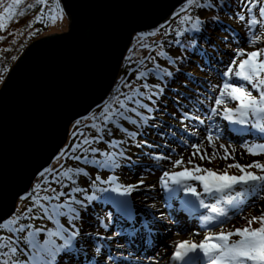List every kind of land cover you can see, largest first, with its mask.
Instances as JSON below:
<instances>
[{
	"label": "rangeland",
	"instance_id": "rangeland-1",
	"mask_svg": "<svg viewBox=\"0 0 264 264\" xmlns=\"http://www.w3.org/2000/svg\"><path fill=\"white\" fill-rule=\"evenodd\" d=\"M221 2L223 0H198L196 4L189 6L186 0L165 22L150 31L135 35L122 63L117 83L122 84L120 81H123L125 75L132 77L138 75L144 69L143 64L140 65V70L136 73H133L135 71L133 67L139 65L141 61L147 60L146 58L149 57L152 46L157 39L164 41L169 38L172 27L175 30L183 29L184 24H181V19L185 22L196 17L201 20L208 15H217ZM229 2L235 3L237 9L233 5L230 8L221 9L223 27L216 28L217 32H212L216 34L211 35L216 42H219L217 48L214 49L215 56L210 58L209 64H206L204 59L201 58H192L190 61L191 66L187 74L194 75L197 73L200 84H192V80L186 78L185 82L188 86L181 85L178 93L171 94V103L177 97L187 103L188 108H185L184 112H180L174 108V104L161 107V111L163 109L168 111L161 112L164 114L162 116L163 126L160 129L161 136L153 131L145 134V136H138V139L145 141V143L138 142L140 147L132 143L130 136L133 133L124 124H127L128 117L130 121H134L136 113L145 110L146 106L143 101L144 98H151L150 93L144 96L142 100L139 96L132 99L135 108L126 109L127 113L123 118V122L117 120L113 125H110L102 120L93 126V129L98 131L96 132V138L99 137L100 128L104 126L103 130L107 131L106 133H109L118 144L133 149V152H131L134 160V162H131L134 165L133 167L118 166L110 154L106 152L101 153L102 157L107 158L104 162L101 161V157L88 155L82 158L86 161L85 165L82 163L75 166L73 171H67L72 161L70 157L66 156L68 148L63 150L60 153L61 155L55 158L52 165L36 178L31 188L32 196L27 198L24 195L19 199L18 211L16 215L9 219V221H15V224L10 225L9 228H0V237L3 236L0 242V264H45L47 257L55 258L52 264H91L79 258L71 259L54 256V252L66 247L64 239L66 236L73 237L71 236L72 233H76L74 235L76 239H79L78 234L84 236L83 243L88 245V249H84L83 252L85 257L89 250L97 252L94 256L96 260L92 264L101 261V258L107 253L116 256L115 258L122 257L123 255L117 253L125 252L124 244H120L122 247L118 248L115 246L119 242L124 243V238L135 235V231L129 230L132 233L131 236L128 234L119 236L118 229L115 230L114 220H117L120 226L123 224V217L116 214L120 207L114 208V210L111 209V206L116 207V202L117 206L124 204V207H128L131 203L138 209V213L140 211L145 213V219H152L154 225L159 224L160 221L168 222L166 228L170 230L174 221L171 218L175 213L187 218L188 223L191 221L190 228H182L181 225L176 229V231H179L180 237L175 238L174 244L170 246V252L165 257V264L168 262L176 244L180 241L200 244L205 242L206 237H213L208 243L218 244L221 242L215 240L214 237L221 233H235L237 228L233 229L232 226L236 225L240 228L244 216H247L246 213L264 215V182L262 181L249 182L247 185L237 184L234 188L218 192L214 188L211 191L206 190L205 182L202 180L191 177L182 179L173 176L174 173L181 172L184 169L191 171L197 165L201 171H193V176H205L204 169L212 170L218 174H223L226 171L228 175L239 176L242 174L240 170L229 167V165L264 164V153L257 151L256 154H252L247 150L248 147L264 145V131H260V128L264 127V113L253 116L249 110L246 117H241L238 112H226L225 109H235L239 106V101L230 97H225V102L221 105L215 104V100L223 90L225 83L243 85L257 100H259L260 92L264 91V86L260 89H253L250 83L236 75V72L239 71L238 65L244 59H247V53L264 49V44H262L264 42V17L260 15V8L264 7V0H229ZM33 3L36 4V0H27L25 5H29L30 13L22 18L21 24L24 26L25 33H27L22 34L21 37L33 36V39L29 43L23 42L22 45H18L14 60L8 62L5 69L2 64L0 65V69H3L0 73V89L18 59L34 41L70 29V21L61 0H46L41 6L32 8ZM209 4L212 6L209 7ZM200 5H204V7ZM60 10H62L63 18L57 19L53 23L51 16L59 15ZM30 14H32L31 17ZM38 16L42 17L39 21L37 20ZM240 16H243L244 19H240ZM30 23L31 26L29 27ZM226 27L231 28L232 33L228 32V36L224 39L220 34V29ZM253 39H255V43L251 42ZM165 43L169 52L171 51L176 55L180 54L172 43L168 41ZM219 59H221V62H219ZM166 60V57H160L158 63L165 68L167 67ZM260 60H264V52L257 58V62ZM214 65L217 70L213 67ZM230 68L232 69L231 72H229ZM145 74L147 75V72ZM148 74L149 76H147L151 82L159 80L157 72L151 71ZM259 78L264 79V73H261ZM124 83L125 81L122 85ZM178 94L181 95L178 96ZM138 95L142 94L138 93ZM195 97L198 98L195 101L188 99ZM213 108H216L215 113L212 112ZM95 110L96 108L93 112ZM229 115L232 117L231 119L227 118ZM88 117L74 123L73 129L76 133L74 137H71V144L74 145L75 150L77 145H89L90 135L95 133L91 130V123V127H85L81 122ZM204 119H206V125L201 127L199 122ZM241 119L245 120V123H240ZM243 128H246L243 132H248V136H245L243 132L240 133L243 136H235V129L241 130ZM229 129L231 130L230 134ZM93 145L92 143L91 146ZM222 145L224 147H221ZM94 148L99 150L102 147L94 145ZM225 149L228 150V159L223 158ZM101 150L104 151V149ZM205 153L207 156H212L215 153V156L211 160L207 157L200 159V155ZM189 160L192 163H189ZM177 161H183V163L174 166ZM245 171L264 176V170L260 168L246 167ZM165 173H169V176L165 177ZM165 181H167V186H165ZM177 181L180 182L177 183ZM129 186H135V188L126 195H121L123 197L117 199L110 194L123 192V188ZM186 186L194 188L199 195L186 192ZM117 187L121 188L120 192L113 190ZM45 189H48L46 192L49 194L50 199L43 200ZM190 196L193 197L194 202L188 201ZM102 202L106 203L107 206H103ZM89 203H93L94 206H88ZM59 205L65 206L60 209L64 215L50 218L52 215L51 206ZM80 205L87 206V211L82 212L81 215L77 212L82 209ZM69 206L74 208L76 212L68 213ZM78 206L80 208H77ZM45 208H49L47 214L44 211ZM213 208H216L217 212H212ZM123 209L133 215L128 209ZM186 212L191 213L193 218H188ZM137 223L138 221L131 223L130 226L135 227ZM21 225L25 228L23 233L17 232ZM159 226L160 232L162 231L166 235V240L169 241L174 238V231L169 232L161 225ZM249 226L247 228L255 230L262 225L260 221L253 220V223ZM30 232V237L26 239L23 235L30 234ZM57 232L60 234L50 235V233ZM102 239H105V241L102 242ZM240 239L239 235L233 234L229 237V244ZM46 241H49V243L46 244ZM79 241L81 243V239ZM31 242H35L34 247ZM12 248L16 249L15 253L11 252ZM30 257H33L37 263H34V260ZM104 260H107L105 256ZM249 262L254 263L243 261V264H251ZM157 263L156 257H152L150 261L147 260L145 263L142 262V264ZM49 264L51 263L49 262ZM200 264H209L208 257L205 256ZM225 264H229V262H225Z\"/></svg>",
	"mask_w": 264,
	"mask_h": 264
},
{
	"label": "water",
	"instance_id": "water-1",
	"mask_svg": "<svg viewBox=\"0 0 264 264\" xmlns=\"http://www.w3.org/2000/svg\"><path fill=\"white\" fill-rule=\"evenodd\" d=\"M69 31L34 41L0 89V222L112 93L138 33L186 0H61ZM22 55V56H23Z\"/></svg>",
	"mask_w": 264,
	"mask_h": 264
},
{
	"label": "trees",
	"instance_id": "trees-1",
	"mask_svg": "<svg viewBox=\"0 0 264 264\" xmlns=\"http://www.w3.org/2000/svg\"><path fill=\"white\" fill-rule=\"evenodd\" d=\"M26 2L27 0H21V3L17 5L15 4L14 0H3L4 6H7V4L9 3L13 4V8L10 9L8 13H4L3 8L0 7V17H3V19L0 20V23L5 25L4 28L0 29V65L2 64L4 69L7 66L6 64L8 62L10 63L12 59L14 60V57L16 56V48L19 47L18 45L23 42L29 43L33 39V36H27L28 38L21 37L22 34H27L25 33L26 31L24 30V26L21 25L23 21L22 18H25V16L30 13L29 5H25ZM226 2L228 3V5ZM226 2L222 3L221 9L230 8L229 6L233 5L231 2H229V0H226ZM33 4L32 8L42 5V3H36L34 5ZM234 6L236 7V5ZM21 12H23L24 14L20 15ZM31 16L32 14H30V17ZM196 18H192V20L189 21L186 20L185 22H183V20L181 19V24H184L182 26L183 29L179 28L175 30V28L172 27L170 30L171 33L169 34V38L165 39L164 41L157 39L155 44H153L152 46V51L149 53V57L146 58L147 60L143 62L141 61L139 65L134 66L133 68L135 71H133V73H136L140 70L141 64H143L144 69L141 70V72L135 77L125 75L123 81H120L122 82V84L125 81L124 85L117 83L108 100L97 110H95V112H93V114H91L87 119L81 121L83 122V125L85 127H91V123V130L95 131V133H92V135H90L89 145H77V149L75 150L74 145L72 146L71 144V139L64 147V150L68 148L66 156L68 158L70 157L72 161L71 166L67 168V171H73L75 169V166L81 164L78 162L79 159H81L80 162H83L84 160L82 158L88 155L101 157V161L104 162L107 160V158L102 157L101 153L106 152L110 154V156L113 158V161L116 164H119V166H123L125 168L133 166L132 164H130V154L131 152H133V149L118 144L112 138V136L109 135V133H106L107 131L103 130L104 126L100 128L99 137L96 138V132L98 131L94 130L93 126L97 122L102 120L110 125H113L117 120L123 122V118H125L127 113L126 109L135 108V106L132 104V99L134 97L139 96L142 100L144 96L149 93L151 94L150 99L144 98L143 103L146 106L145 110L141 113H136V115L134 116V121H130V118L128 117V121L126 122L127 124H124V126L133 133V135L130 136L132 143L134 145H137L138 147H140V145H138V142L145 143L143 139H138V136H145V134H149V132L151 131L161 136L160 129L163 126L162 116H164V114H162L161 112H168L166 109H163V111H161V107H166V105L168 104H174V108L180 111L185 110L184 107H188L185 102H183L181 99H177V97L175 103H171V94L178 93V89L181 85L188 86L185 82L186 78H190V80H192V84H199V77H197V73H195L194 75L187 74L188 69L191 66L190 61L192 58L206 59L209 54L214 53V49H216V41L212 36L216 33L212 32H217L216 28H221V26L223 27L221 23V16L208 15L205 19L200 20L201 23L197 28H193V24L195 23ZM226 31H229V29H220L222 38H225ZM167 41L169 43H172L175 49L179 50V55H176L171 51L169 52L167 45H165V42ZM163 42L164 44H162ZM23 57L24 55L18 59L16 64H18V62H20ZM160 57L167 58V67L164 68L158 63V59ZM16 64L14 65V67L16 66ZM2 71L3 69H0V73ZM151 71H155L159 74L158 81L151 82L148 77V73H150ZM145 72H147L148 76L145 74ZM126 86L128 87L127 89ZM138 93H141L142 95H138ZM180 95L181 94H178V96ZM74 126L75 125H73L71 130L72 136H74V134L76 133V131H74L73 129ZM92 143L94 145H100V147L102 148L98 150V148H94V145L91 146ZM101 149H104L105 152ZM47 190L48 189H45L44 191V198L49 196V194H47L46 192ZM30 196H32V194L28 195V197ZM43 200L41 201L43 202ZM88 205L91 206V204ZM84 211H86V208H82L81 210H79L78 214L80 215ZM246 215L247 216H244L243 218V224L240 228L236 225H233L232 228L242 229L243 226L244 228L250 227L249 222L251 221V223H253V218L261 216L258 213H246ZM256 221L258 222L259 220ZM28 236H30V234H26V237ZM0 238L3 239V236Z\"/></svg>",
	"mask_w": 264,
	"mask_h": 264
},
{
	"label": "snow or ice",
	"instance_id": "snow-or-ice-1",
	"mask_svg": "<svg viewBox=\"0 0 264 264\" xmlns=\"http://www.w3.org/2000/svg\"><path fill=\"white\" fill-rule=\"evenodd\" d=\"M15 4H20L21 0H14ZM37 3H44L46 0H36ZM198 0H187V4L189 6L196 4ZM201 7H204V5H200ZM209 7L212 5L209 4ZM0 7L3 8L4 13H8L10 9L13 8V4L9 3L7 6H4L3 0H0ZM24 13L21 12L20 15H23ZM260 15L264 17V7L260 8ZM63 13L62 10H60L59 15H53L51 16V20L54 23L57 19H62ZM240 19H244L243 16L239 17ZM3 17H0V20H2ZM42 17H37V20H41ZM191 19V17H189ZM255 22V21H253ZM201 23L200 19L197 17L195 23L193 24V28H197L198 25ZM31 25H29L30 27ZM5 25L0 23V29L4 28ZM252 43H255V39L251 41ZM264 52V49L254 51L251 53H247V59H244L242 62L239 63L238 68L239 71L236 72V75L241 77L244 81L250 83L252 85L253 89H260L262 86H264V79H260L261 73H264V60H260L257 62V58L261 55V53ZM235 63V61H234ZM232 69H229V72H231ZM170 75V73H169ZM227 75V73H226ZM255 81V82H254ZM225 97H230L231 99L239 101V106L235 109H225L226 112H238L241 117H246L249 114V110L255 116L258 113H264V91L260 92L259 100H257L255 97L252 96L251 92L245 88L243 85H233L229 83H225L223 85V90L220 92V95L216 98L215 104L221 105L225 102ZM212 112H216V108L212 109ZM228 119H231L232 117L229 115L227 117ZM240 123H245V120L241 119ZM260 131H264V127L260 128ZM211 140V138H209ZM87 143V141H85ZM221 147H224L223 145ZM250 153L256 154L257 151L264 153V145H256L254 147H248L247 149ZM199 151V149H197ZM195 155V154H194ZM215 153H213L212 156H207V154L200 155V159H205L206 157L211 160L214 158ZM224 159H228V150L225 149V156ZM183 161H177L174 166H179L182 164ZM189 163H192L191 160H189ZM229 167H235L240 170L242 173L239 176L236 175H228L225 171L223 174H218L212 170L204 169L203 171L206 173L205 176H193L192 172H200L201 169L197 165L194 167L193 170L184 169L181 172L174 173L173 176H178L182 179L187 178H194L197 180H202L205 182V188L208 191H211L213 188L216 191H223L224 189L232 188L236 184H249V182H255V181H262L264 182V176H258L253 174L252 172L245 171L246 167H256L260 168L261 170H264V164L256 163L255 165H247L242 166L240 164H232L229 165ZM67 175V173H65ZM165 177L169 176V173L164 174ZM180 181H177L179 183ZM165 186H167V181H165ZM135 188V186H129L127 188H123L124 193H128L132 191ZM114 191L120 192L121 188L117 187L113 189ZM186 192H191L193 195H199L196 190L190 186L185 187ZM56 198V197H53ZM44 199H50L49 197H45ZM38 202V201H37ZM202 203V202H201ZM62 207H65L64 205L59 206H51V213L52 215L50 218H53L55 216L64 215L60 211ZM45 213L47 214L49 212V208L44 209ZM76 210L74 208L68 207V213H75ZM212 212H217L216 208L212 209ZM208 219L207 217L205 218ZM254 220H259L261 222V227L258 229H251V228H243V229H237L235 233H221L214 237L215 240L220 241L221 243H208V241L212 240L213 237H206L205 242L200 243L199 245L196 244H190L188 241H184L180 243L177 247V251L175 253L176 258H180L182 256L181 250L187 249L189 251H194L196 248H199L203 251L204 255L208 257L209 264H225V262H229V264H243V261H252L254 264H264V215H261L260 217L253 218ZM15 224V221H5L0 222V228H9L10 225ZM251 224V221L249 222ZM24 226L21 225L17 231H23ZM57 233H50V235H58ZM76 233H72L74 236ZM233 234L239 235L241 237L240 240L234 241L231 244H229V237ZM46 244L49 243V241L45 242ZM66 244L69 243V241H65ZM12 253L16 252L15 248L11 249Z\"/></svg>",
	"mask_w": 264,
	"mask_h": 264
},
{
	"label": "bare ground",
	"instance_id": "bare-ground-1",
	"mask_svg": "<svg viewBox=\"0 0 264 264\" xmlns=\"http://www.w3.org/2000/svg\"><path fill=\"white\" fill-rule=\"evenodd\" d=\"M212 121V119H210ZM206 119L203 121L199 122V125L201 127H204L206 125ZM213 125V124H212ZM246 128H243L241 130L236 129V135L237 137L240 136V133L243 132ZM231 133V130L229 129V134ZM244 134L248 132L244 131ZM233 134V133H232ZM189 202L190 201H195L192 196L189 197ZM127 208L131 213H133L136 216V222L138 223L135 225L136 226V231L135 235L131 237L124 238V243H117L115 247H122L120 244H124L123 247H125V252H119L117 253L118 255L121 254L123 255L120 258H115L116 256H112L110 253H107L105 258L107 259L106 261L104 260V256L101 258V261H97L95 264H138L142 262H146L147 260L150 261L152 257L157 258V264H165V257L169 254L170 252V246L174 244L175 238L180 237L179 231H176L178 227L182 225V228L187 227L190 228V223L187 222V218L181 216L179 213H175V215H172V220L173 225L172 229H168L166 227L168 222H163L160 221L158 224H153L152 219H145L144 212H139L138 209L135 208L131 203L129 204ZM167 212V210H166ZM168 213V212H167ZM162 228H165L169 232L174 231V238L171 240H166L165 239V234L160 232V226ZM145 226V229H144ZM82 235V234H81ZM119 236L120 233H119ZM82 240H84V236H81ZM97 252L90 250L88 252V259L89 257L91 258L92 256H95ZM120 255V256H121ZM201 260L200 257H197L192 264H200L199 261ZM191 262V261H190Z\"/></svg>",
	"mask_w": 264,
	"mask_h": 264
}]
</instances>
